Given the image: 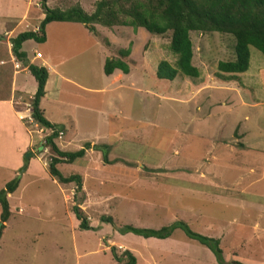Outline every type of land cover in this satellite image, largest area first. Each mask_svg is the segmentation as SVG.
Instances as JSON below:
<instances>
[{
	"label": "rangeland",
	"instance_id": "rangeland-1",
	"mask_svg": "<svg viewBox=\"0 0 264 264\" xmlns=\"http://www.w3.org/2000/svg\"><path fill=\"white\" fill-rule=\"evenodd\" d=\"M97 1L46 0V6L78 5L90 13ZM36 2L0 0L1 26H13L9 20L17 21L27 6L13 35L30 31L42 17ZM93 28L91 34L80 24L52 22L44 27V43L22 46L27 56L35 47L56 66L61 83H96L88 87L96 89L91 93L64 85L54 111L45 109L55 122H62V113L73 117L74 126L65 124L53 140L58 150L71 152L83 143L108 146V164L89 148L79 160L55 166L63 177L79 175L76 201L90 229L79 230L70 212L73 185H60L46 173L51 153L43 138L50 131L22 119L28 146L21 163L14 170L0 166V189L18 180L5 196L0 264H118L110 248L116 256L129 251L135 264H216L179 229L163 239L117 232L124 225L158 229L174 221L216 239L225 263L264 264V86L251 79L264 58L248 47V76L223 82L215 65L233 58L232 39L193 32L191 64L198 76L177 74L167 82L153 72L160 60L173 63L169 32L155 36L129 27ZM125 48L135 61L140 58L143 73L132 77V86L107 87L101 58L105 51L114 58ZM239 82L252 88L239 91L241 102L232 93ZM0 161L6 164L2 155Z\"/></svg>",
	"mask_w": 264,
	"mask_h": 264
},
{
	"label": "trees",
	"instance_id": "trees-1",
	"mask_svg": "<svg viewBox=\"0 0 264 264\" xmlns=\"http://www.w3.org/2000/svg\"><path fill=\"white\" fill-rule=\"evenodd\" d=\"M42 14L35 31H24L16 34L10 42V53L17 61H22L24 54L19 52L20 44L26 40L35 43L44 41V26L50 22H66L82 25L87 32L93 34V25L103 28L113 26L129 27L132 30L143 29L150 35L159 36L169 32L167 50L174 57L173 63L164 60L156 63L154 78L170 82L177 74L196 78L197 69L191 64V43L189 33H218L228 35L232 39V59L216 62L215 68L223 82L231 81L236 74L246 71L248 65V47L257 50L264 58V0H98L90 13H85L78 5L64 10L48 8L46 0H37ZM129 49H118L115 57L105 58L101 66L104 76L118 70L127 73L125 58ZM0 58L6 59L4 46H0ZM24 67L35 83L33 94L28 100L29 118L33 125L50 132L43 138L44 146L51 153L46 168L47 175L58 184H72L73 190L70 207L79 230L90 229L86 218L78 208L76 194L80 192V177L77 174L63 177L56 165L70 164L82 158L85 150L91 149L99 153L101 163L108 164V146L83 143L77 150L67 152L57 149L53 140L60 132L61 126L49 124L38 109L39 99L43 95L46 72L43 67L25 64ZM225 74L226 76H221ZM236 80V77H235ZM6 94L5 87H0V96ZM17 178L11 179L0 189V235L3 223L8 217L5 196L13 192L17 186ZM109 223V219H104ZM179 229L183 236L208 250L216 264H229L221 261V253L217 240L191 232L181 221H174L158 229L134 228L124 225L117 229L119 234L130 233L142 238L163 239ZM112 259L118 264H135V259L127 250L116 256L110 248ZM238 264V263H230ZM240 264V263H239Z\"/></svg>",
	"mask_w": 264,
	"mask_h": 264
},
{
	"label": "crops",
	"instance_id": "crops-1",
	"mask_svg": "<svg viewBox=\"0 0 264 264\" xmlns=\"http://www.w3.org/2000/svg\"><path fill=\"white\" fill-rule=\"evenodd\" d=\"M27 10H29V7L25 6V8H23L22 15L20 16V18L17 19V21L15 20L14 23L13 20L11 19L9 20L13 26L9 25L2 27L1 26L2 23L0 22V46L3 45L5 47L6 55H7L6 59L0 58V87H5V91H6L5 95L0 96V140L5 141V145L2 144L0 146V151H1L0 155H2L3 160L5 159L6 164L0 161V166L2 165L8 166L11 170L17 169L18 165L21 163V157L26 147L28 146V135H27L28 133L21 121V118H26L27 116L29 117L28 100L33 94L35 89V83L31 78V76L29 75V73L26 71L24 64L22 65V63L31 64L36 67H43L45 69L46 78L43 85V95L38 102V109L40 110L44 120L47 121L49 124L61 126L60 131L62 130V127L67 123L74 126L73 117L69 113H62L60 116L62 118V122H60L59 120L58 122H55L56 120L55 121L50 120L49 117H51V115L47 116L45 114V109L46 112L54 111L55 109L54 106L57 104L56 98L58 97V94L61 93L62 89L66 88L64 85H69V87H73L77 90L88 93H91L92 91H96L95 88L93 89L88 88V87H96V83L94 84V86H88V84L78 85V84H74V82L68 79L63 80V83H61L60 81L62 78L56 71V66H54L53 64H49L48 60L46 58H43L42 54L39 53L35 49V47L31 48L29 52V56H27V54L22 50V46L25 42L32 40H26L20 44L19 52H22L24 54L23 60L17 61L16 59H14V57L10 53L9 40L12 39L16 34L20 33L18 32L15 35H13V31L15 30L16 27L15 25L20 24L22 21L25 20L26 17L25 13L27 14ZM58 23H66V22H58ZM36 26L34 25L30 31H35ZM44 41H45V34H44ZM44 41L42 43H44ZM35 53L39 54L38 58H34ZM131 54L132 51L129 50V54L125 58V63L127 65L126 74H122L118 70H113L111 74L108 76H104L102 74L105 80H107L108 83L106 84L107 87L112 84L113 85L117 84L118 86H123V85L132 86L133 84L132 77L135 76V74H139V76H141V73H143L142 65H141L142 61L139 60L140 58L135 61L132 58ZM109 55L110 53L108 51H105V54L101 58L102 59L100 62L101 66L103 60L105 58H109ZM36 60H38V62H35ZM14 64L16 65V68H13ZM101 66H100V70H101ZM255 69L256 71L254 73L253 72L251 73L252 74L251 79L252 80L253 78L256 79L261 86H264V66L255 67ZM238 75H241L244 79L248 76L246 71L241 74H236L234 76H238ZM221 76H226V75L222 74ZM239 83L237 84L238 86ZM246 83L241 82L240 87H234V92L232 93L235 94L237 98L240 97L238 93L242 89L246 92L248 90L250 92L252 91L251 86L246 87ZM131 88L134 87H129V89ZM252 97L253 100L250 101L254 102L253 105H257L256 102L258 100L256 99V96L255 97L252 96ZM240 100L241 97L239 101ZM38 130L41 131L43 129L38 128ZM5 147L7 148L8 151H6Z\"/></svg>",
	"mask_w": 264,
	"mask_h": 264
},
{
	"label": "built area",
	"instance_id": "built-area-1",
	"mask_svg": "<svg viewBox=\"0 0 264 264\" xmlns=\"http://www.w3.org/2000/svg\"><path fill=\"white\" fill-rule=\"evenodd\" d=\"M38 57H39V54L35 53V54H34V58H38ZM13 68H16V65H15V64L13 65ZM22 119H26V120H28V122H31V120H30V118H29L28 116H27L26 118H21V120H22ZM58 133H59V132H58ZM58 133H57V134H58Z\"/></svg>",
	"mask_w": 264,
	"mask_h": 264
},
{
	"label": "water",
	"instance_id": "water-1",
	"mask_svg": "<svg viewBox=\"0 0 264 264\" xmlns=\"http://www.w3.org/2000/svg\"><path fill=\"white\" fill-rule=\"evenodd\" d=\"M25 157H27V153L25 154Z\"/></svg>",
	"mask_w": 264,
	"mask_h": 264
}]
</instances>
